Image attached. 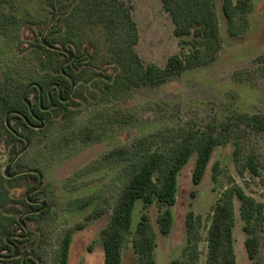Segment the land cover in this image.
<instances>
[{"label": "rangeland", "instance_id": "1", "mask_svg": "<svg viewBox=\"0 0 264 264\" xmlns=\"http://www.w3.org/2000/svg\"><path fill=\"white\" fill-rule=\"evenodd\" d=\"M124 1L132 7L138 30L135 51L144 63L163 68L168 57L190 52L191 39H184L188 43L179 46L180 39L173 36L170 17L159 0ZM73 3L74 0H17L15 11L0 4L1 11L17 18L14 27L0 30V85L6 76L21 82L27 88L30 108L37 102V93L29 87V79H36L31 82L36 85L57 76L54 59L46 57L39 42L42 40L44 45L52 30L57 32L54 37L61 35L63 28L58 21ZM213 4L221 43L215 60L158 87L108 90L105 77L112 76L117 67L101 27L86 29L77 38L79 46L52 47L61 54L62 70L80 53L82 61L75 62L73 68L83 65L81 70H85L89 81L71 83L70 91L67 86L59 87V97L65 98L63 106L50 101L42 127L32 125L26 131L13 118L5 126L15 137L5 132L0 136V174L7 179V199L1 202L0 210L11 220V237L16 240L13 245L22 255L34 256L35 259L30 258L33 263L28 264H57L56 252L68 231L72 237L67 264L103 263L99 233L108 223L113 203L124 186L127 165L116 157H108L111 151L132 148L141 140H146V146L153 150H162L183 129L219 125L240 113L264 115V0H251L246 26L238 20L231 31L221 11V0H213ZM58 6L63 9L60 11ZM53 94L49 93V100ZM38 95L42 103L45 97L40 90ZM15 127H19L16 134ZM226 136V144L214 149L198 184L192 182L195 154L178 173L176 202L171 208L173 226L168 235L157 229L156 206L143 209L137 203L133 229L140 214H146L156 234L155 264H188L182 253L184 220L190 211L202 218L195 264H205L207 227L226 188L236 185L256 201H263L264 133H252L241 125ZM234 142L239 145L237 159ZM252 155L258 163V176L242 167L245 158ZM215 162L220 172L213 182L211 167ZM9 165L11 177L7 178L4 171ZM35 172L41 176L42 184L32 194L39 181ZM29 197L33 207L25 204ZM40 203L44 204L41 211H47L43 217L37 212ZM238 209L234 198L232 235L236 264H264V241L253 259L248 257ZM28 212L32 213L26 215ZM19 220L25 229L18 225ZM3 260L0 258V264H10ZM121 264H135L130 240L123 247Z\"/></svg>", "mask_w": 264, "mask_h": 264}, {"label": "trees", "instance_id": "2", "mask_svg": "<svg viewBox=\"0 0 264 264\" xmlns=\"http://www.w3.org/2000/svg\"><path fill=\"white\" fill-rule=\"evenodd\" d=\"M159 1L170 17L173 36L180 39L179 46L182 48L188 43L184 39H191L188 43L191 49L189 53L168 57L163 68H159L154 63H144L135 51L138 30L133 21L132 7L129 3L124 0H74L69 11L63 12L58 21L63 28L61 35L54 37L57 32L52 30L44 39V45L42 40L39 42L40 50L47 53L46 57L50 56L51 60L54 59L57 76L37 82L36 87L31 83L36 79L33 77L29 79L31 81L29 87L37 93V102L28 108L27 88L11 76H6L0 85V136L5 132V135L15 137L13 132L5 126L6 117L8 122L13 118L18 119L20 121L18 126L30 131V126H40L42 120L48 115L45 109L49 107L50 101L53 105L63 106L62 99L65 98L59 97V87L67 86L70 91L71 83L78 85L89 81L90 77H85L87 74L85 70H81L83 65L73 68L75 62L82 61L80 53L62 70L60 67L64 62L61 54L59 50L52 48L54 45H56L55 48L68 45L79 46L80 40L77 41V38L83 36L88 28L103 29L106 34L108 52L117 67L112 76L105 77L108 90L124 92L133 88L158 87L185 71L214 61L221 43L213 0ZM0 4L8 5L15 11L17 0H0ZM58 7L60 11L63 9L62 6ZM251 10V0H221V11L230 31L238 20L245 27ZM16 24L17 18L14 14L8 15L0 10L1 31H7ZM82 51L84 52V49ZM39 90L45 97L42 103L39 100ZM25 92V100H23ZM51 92L54 94L49 100ZM80 98H82L81 94ZM241 125L252 133L262 134L264 133V115L240 113L233 120L219 125L209 124L203 129H183L162 150H153L146 146V140H141L132 148L111 151L108 157H116L118 160L125 161L127 165L124 186L113 203L108 223L99 233L103 249L102 264H121L122 250L129 240L135 264H155L156 234L148 216L140 214L133 229L137 203H141L143 209L152 205L156 206L157 229L160 234L168 235L173 226L171 208L176 202L178 173L195 154L192 182L194 185L198 184L214 149L225 145V136L233 128H239ZM18 128H14L15 134L18 133ZM85 131L88 130L85 129ZM233 147L234 156L237 159L238 143L234 142ZM242 167L243 170L258 176V163L254 155L246 157ZM211 172V179L216 182L220 172L217 162L212 165ZM6 181L7 179L0 174V205L7 199V191L4 187ZM234 198L239 203L238 212L243 223V233L246 235L245 248L249 258L253 259L264 241V198L263 201L258 202L246 195L240 187L233 185L222 192L213 209L205 239L207 244L205 264H236L232 235V200ZM30 199L31 197L26 198L25 204L33 207L34 204L28 202ZM46 213L47 211H40L38 216L43 217ZM18 225L20 226L19 223ZM11 226L10 218L0 210V258H3L6 263L21 264V258H10L12 255L10 244L13 245V242H16L12 238ZM184 226L186 238L182 255L188 264H195L198 259L202 218L190 211L185 216ZM71 235V231H68L58 246L55 256L57 264H67ZM8 236H12L8 241L10 244L5 242ZM25 260L24 264L33 263L30 258Z\"/></svg>", "mask_w": 264, "mask_h": 264}, {"label": "water", "instance_id": "3", "mask_svg": "<svg viewBox=\"0 0 264 264\" xmlns=\"http://www.w3.org/2000/svg\"><path fill=\"white\" fill-rule=\"evenodd\" d=\"M68 58H69V60L71 59V56L69 54H68ZM34 86L36 87V85H34ZM25 95H26V92L23 94V100H25ZM26 105L28 106V108H30V104L28 102H26ZM5 122H6V125H7V117L5 119ZM42 126H43V123L41 122L40 127H42ZM27 145H28V143L26 142V147H27ZM9 169H10V165L7 166V168L4 171V176L7 177V178L11 177V176L8 175V170ZM35 173L38 175L39 181H38V185H37L36 189L34 190V192L37 191L40 188L41 184H42V178H41V176L37 172H35ZM40 206H41V209L39 211H37V212H40L43 209L44 204L43 203H40ZM37 212H33V213H37ZM30 213H32V212H28L26 215H28ZM19 224H20V226L23 229H25V226H24V224H23L22 221L19 220ZM10 237L11 236H8V237L5 238V242L7 244H10V243H8ZM10 246L12 248V255L10 256L11 259H16V258L21 257V264H24L26 258H33V259H35L34 256L32 254H30V253H25V254L22 255L21 252H20V250L15 245L10 244Z\"/></svg>", "mask_w": 264, "mask_h": 264}, {"label": "flooded vegetation", "instance_id": "4", "mask_svg": "<svg viewBox=\"0 0 264 264\" xmlns=\"http://www.w3.org/2000/svg\"><path fill=\"white\" fill-rule=\"evenodd\" d=\"M47 111V109H45ZM32 205H33V202H32ZM35 205V204H34Z\"/></svg>", "mask_w": 264, "mask_h": 264}]
</instances>
